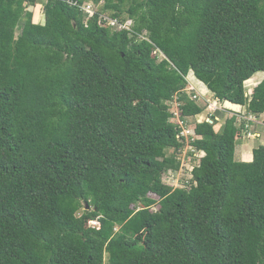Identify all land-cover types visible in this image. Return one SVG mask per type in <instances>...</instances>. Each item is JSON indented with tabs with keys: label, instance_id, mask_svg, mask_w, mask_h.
<instances>
[{
	"label": "trees",
	"instance_id": "1",
	"mask_svg": "<svg viewBox=\"0 0 264 264\" xmlns=\"http://www.w3.org/2000/svg\"><path fill=\"white\" fill-rule=\"evenodd\" d=\"M74 1L38 24V0H0V264H264V145L236 160L245 123L196 122L190 183L163 179L187 139L172 101L205 111L191 71L264 114V79L245 86L264 72V0Z\"/></svg>",
	"mask_w": 264,
	"mask_h": 264
},
{
	"label": "rangeland",
	"instance_id": "2",
	"mask_svg": "<svg viewBox=\"0 0 264 264\" xmlns=\"http://www.w3.org/2000/svg\"><path fill=\"white\" fill-rule=\"evenodd\" d=\"M46 3L47 2L45 0H38V3H36L35 6H27V10L34 13L33 21L35 23H46V12L44 7ZM89 5H86L85 7L87 10H89V13L91 15L96 11L102 10V3L100 5L90 3ZM125 26H128L130 28L131 21H128ZM263 73L264 72H259L257 73V75H263ZM257 75H254V80H248L245 82L246 94L248 95L249 99L251 98V94L253 93L254 88L264 79V77L257 78L259 76ZM188 80L191 83L189 90L191 89L190 91L193 95L199 94V99H197L198 104L205 107V111L201 115H198L196 118L190 119L188 123V125L190 126L188 128L192 130V128L195 127L196 122L204 121L207 118L206 116H209L211 114L208 110H206L209 105L208 102L218 104L219 109L217 111L219 112L217 114L219 115L218 118L220 120V123H225L226 119L232 118L233 120H235L238 127L243 125V123L248 126H246V130H243L242 136H238V139H240V145L236 148V160L243 161V158H246L245 155L248 153H251L254 156V149L259 147L260 145H264V114L256 116L250 113L248 110V101L244 102V104L241 106L232 104L231 102H220L214 97V94L208 89L207 85H203L200 80L196 78L193 71H191L188 75ZM177 99L178 97H175L171 103L172 110L175 113L180 112L178 111V106L176 103ZM216 112L214 111V113ZM251 119L254 121H252ZM174 120L178 123V116H175ZM246 131L248 132L245 133ZM172 152L173 151L170 150L169 154H171ZM202 156H204V152H194L190 144V140L186 139L185 146L178 156L181 164L180 170L167 171L163 176L164 182L174 187H184L188 185L192 179V170L199 164ZM253 156L251 157L252 160ZM151 197H153L154 199H158V196L154 194H151ZM158 208V205H156L153 209L156 210ZM80 214L81 212L78 215ZM107 263L108 254H106L104 264Z\"/></svg>",
	"mask_w": 264,
	"mask_h": 264
},
{
	"label": "built area",
	"instance_id": "3",
	"mask_svg": "<svg viewBox=\"0 0 264 264\" xmlns=\"http://www.w3.org/2000/svg\"><path fill=\"white\" fill-rule=\"evenodd\" d=\"M46 2L48 1V0H45ZM67 1H69V3H72V4H74V5H76L77 4V2L76 1H74V0H67ZM90 3H86V4H84V5H82V9H84L88 14H90L89 13V10H87L86 9V5H89ZM90 6V5H89ZM95 14V13H94ZM94 14H90L91 16H93ZM102 19H104V21H105V24L106 25H109V26H111V27H113V28H115V29H123V28H129L128 26H125L126 24H121L117 19H114V18H111V17H109V16H102L101 17ZM189 90V89H188ZM191 90V89H190ZM189 90V95L192 97V98H194L195 100H197V99H199V94H192L191 93V91ZM193 90V89H192ZM178 102V101H177ZM176 102V103H177ZM209 103V105H208V107L206 108V110H208L211 114H214V111L216 112L218 109H219V107H218V104H214V103H212V102H208ZM177 106H178V111H180V109H179V106H180V103L178 102L177 103ZM207 111V112H208ZM174 112V111H173ZM174 114H175V116H178V124L183 128V130H182V132H181V136H184V137H186L187 139H189L190 137H195V132L193 131V130H191L190 128H188L190 125H188V120H186V119H184V118H182V116H181V113L180 112H178V113H175L174 112ZM175 118V117H174ZM174 118H172V121L173 122H175V123H177L175 120H174ZM206 120L207 121H212L209 117L208 118H206ZM252 120V119H251ZM252 121H254V120H252Z\"/></svg>",
	"mask_w": 264,
	"mask_h": 264
},
{
	"label": "crops",
	"instance_id": "4",
	"mask_svg": "<svg viewBox=\"0 0 264 264\" xmlns=\"http://www.w3.org/2000/svg\"><path fill=\"white\" fill-rule=\"evenodd\" d=\"M257 75V74H256ZM259 75V76H258ZM257 76V78H263L264 77V73H263V75H260V74H258ZM201 82V81H200ZM203 85H204V83L203 82H201ZM190 86H191V83H190V85H189V87L186 89V92L189 94V88H190ZM178 103V102H177ZM241 106V105H240ZM180 109V108H179ZM181 113V112H180ZM201 115V114H200ZM210 115H212V114H210ZM209 115V116H210ZM206 117H208V116H206ZM218 120H219V118H218ZM189 121H190V119L188 120V123H189ZM203 122V121H202ZM219 130H221V131H219L220 133H222L223 131V125H224V123H220V120H219ZM192 130L195 132V127L194 128H192ZM248 131H246L245 133H247ZM240 145V144H239ZM238 145V146H239ZM246 156V158H243V161H252V159H251V157L253 156L251 153H248V154H246L245 155ZM247 158H250V159H247ZM253 158H254V156H253Z\"/></svg>",
	"mask_w": 264,
	"mask_h": 264
},
{
	"label": "clouds",
	"instance_id": "5",
	"mask_svg": "<svg viewBox=\"0 0 264 264\" xmlns=\"http://www.w3.org/2000/svg\"><path fill=\"white\" fill-rule=\"evenodd\" d=\"M177 101L179 102V100H178V99L176 100V102H177ZM220 102H221V101H220ZM179 103H180V102H179ZM179 108H180V106H179ZM214 114H215V113H214ZM212 115H213V114H212ZM210 116H211V115H210ZM208 117H209V116H208ZM208 117H207V118H208ZM186 120H187V119H186ZM205 120H206V119H205Z\"/></svg>",
	"mask_w": 264,
	"mask_h": 264
},
{
	"label": "water",
	"instance_id": "6",
	"mask_svg": "<svg viewBox=\"0 0 264 264\" xmlns=\"http://www.w3.org/2000/svg\"><path fill=\"white\" fill-rule=\"evenodd\" d=\"M87 208H89V206L87 205Z\"/></svg>",
	"mask_w": 264,
	"mask_h": 264
}]
</instances>
